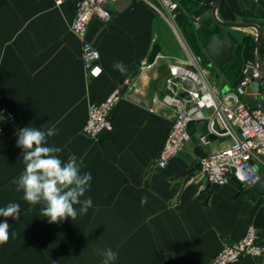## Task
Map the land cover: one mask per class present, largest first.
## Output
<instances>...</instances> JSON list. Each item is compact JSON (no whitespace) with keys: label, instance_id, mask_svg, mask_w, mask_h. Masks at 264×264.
<instances>
[{"label":"crops","instance_id":"crops-1","mask_svg":"<svg viewBox=\"0 0 264 264\" xmlns=\"http://www.w3.org/2000/svg\"><path fill=\"white\" fill-rule=\"evenodd\" d=\"M177 2L174 24L157 0L111 2V18H93L88 25L101 66L97 77L88 78L80 40L70 31L74 0H0V109L15 115L14 123L0 132V207L10 202L21 206L19 220L8 218L9 233L15 235L0 245V264H104L97 253L106 248L118 253L111 264H210L248 225L264 240V193L250 185L211 184L198 173L200 156L229 143L228 137L209 132L207 117L191 121L188 142L165 169L155 167L174 116L162 101L168 63L192 55L222 91L239 81L245 63H255L245 40L252 32L255 38L252 27H224L211 16L199 22L214 0ZM256 2L264 6V0ZM216 15L258 23L264 60V16L242 0H220ZM223 37L233 49L219 64L227 47ZM154 43L159 45L155 61L141 68ZM115 62H123L126 71L115 69ZM126 77L133 81L113 109V128L93 138L84 135L88 104ZM203 112L210 114L209 109ZM48 122L58 129L49 144L63 149L60 158L75 154L83 160L82 171L92 175L85 195L93 206L74 221L49 223L41 215L42 205L23 201L14 184L25 168L18 131ZM201 135L206 142L199 140ZM252 164L264 183V159ZM236 264L264 263L244 257Z\"/></svg>","mask_w":264,"mask_h":264},{"label":"built area","instance_id":"built-area-1","mask_svg":"<svg viewBox=\"0 0 264 264\" xmlns=\"http://www.w3.org/2000/svg\"><path fill=\"white\" fill-rule=\"evenodd\" d=\"M113 1L115 0H74L70 31L80 40L82 67L88 78L97 77L101 73L99 51L87 36L88 25L93 18L108 21L111 18L110 3ZM56 2L59 3L60 0ZM157 2L169 23L174 24L179 8L177 0ZM151 64L145 59L141 68L150 67ZM167 69L162 101L173 108L174 116L163 138L155 167L165 169L188 142V126L191 121L207 117L209 132L228 137L229 143L199 157V175L208 183L225 185L229 183V170L233 169L232 175L244 186L255 183L259 177L252 161L264 159V104L259 100L252 109L245 100L247 87L252 80L264 84L255 63H245L241 68L239 81L224 91L210 79L209 70L201 66L192 55L172 59ZM132 81V77H126L104 98L88 104L82 128L84 135L93 138L113 128V109L123 97V88L129 87ZM204 109L210 110L208 116H205ZM14 121L12 111L0 109V132ZM199 140L206 142V136L201 135ZM244 257H253L264 263V240L254 225H248L238 241L226 243L214 255L210 264H236Z\"/></svg>","mask_w":264,"mask_h":264},{"label":"clouds","instance_id":"clouds-1","mask_svg":"<svg viewBox=\"0 0 264 264\" xmlns=\"http://www.w3.org/2000/svg\"><path fill=\"white\" fill-rule=\"evenodd\" d=\"M113 67L121 73L126 71L123 62H115ZM17 135L25 168L14 184L16 191L22 193L23 201L31 206L42 205L41 215L49 223H60L68 218L74 221L87 214L93 206L92 198L85 195L91 187L92 175L82 171V158L71 154L65 161L58 155L63 149L49 144V139L58 135L56 125L48 122L39 128L23 127ZM146 201V197L141 198L142 204ZM20 214L19 203L10 202L0 207V217L5 218L0 222V245L15 235L9 233L8 218L19 220ZM97 254L104 257V264H111L118 258V253L111 248L98 250Z\"/></svg>","mask_w":264,"mask_h":264},{"label":"water","instance_id":"water-1","mask_svg":"<svg viewBox=\"0 0 264 264\" xmlns=\"http://www.w3.org/2000/svg\"><path fill=\"white\" fill-rule=\"evenodd\" d=\"M243 4L249 8V10L257 15L264 16V6L261 4H258L256 0H242ZM220 0H214L212 6L204 11V13L200 16L199 22L203 21L204 18L211 16L212 19L218 23L219 25H222L224 27H252L255 31V65L257 71L260 73L261 77L260 80L262 83H264V60H262L261 57V38H262V29L260 25L256 22H249V21H224L220 19L216 15L217 8L219 6ZM197 14V13H196ZM224 38V37H223ZM225 42L227 43L226 52L224 57L220 58L217 63L221 64V62L224 59H227L231 57L232 55V49L233 44L230 42L229 38H224ZM159 51V45L157 43H154L150 53L148 55L147 61L149 63H153L155 61V57L158 54ZM264 92V84H260L256 80H252V82L247 87V94L245 96V100L247 105L254 109L257 104L259 103V100L261 104H264V95L260 96V93ZM233 169L229 170V176H230V183L240 188L242 186V183L238 181L233 175ZM251 188L255 189L259 193H264V183H262L261 180L256 181L255 183L250 185Z\"/></svg>","mask_w":264,"mask_h":264},{"label":"rangeland","instance_id":"rangeland-1","mask_svg":"<svg viewBox=\"0 0 264 264\" xmlns=\"http://www.w3.org/2000/svg\"><path fill=\"white\" fill-rule=\"evenodd\" d=\"M253 36H250V34H246L245 35V38H246V41L251 49L252 52H254V48H255V38H254V32H252Z\"/></svg>","mask_w":264,"mask_h":264},{"label":"trees","instance_id":"trees-1","mask_svg":"<svg viewBox=\"0 0 264 264\" xmlns=\"http://www.w3.org/2000/svg\"><path fill=\"white\" fill-rule=\"evenodd\" d=\"M246 21H249V22H253L252 20H250V19H246ZM246 40V39H245ZM255 49V48H254Z\"/></svg>","mask_w":264,"mask_h":264}]
</instances>
